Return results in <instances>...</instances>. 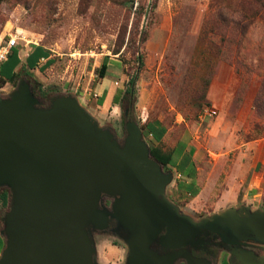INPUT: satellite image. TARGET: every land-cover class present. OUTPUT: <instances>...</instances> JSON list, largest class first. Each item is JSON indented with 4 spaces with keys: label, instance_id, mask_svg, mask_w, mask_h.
I'll return each mask as SVG.
<instances>
[{
    "label": "rangeland",
    "instance_id": "1",
    "mask_svg": "<svg viewBox=\"0 0 264 264\" xmlns=\"http://www.w3.org/2000/svg\"><path fill=\"white\" fill-rule=\"evenodd\" d=\"M256 9L250 0H0V45L17 37V48L52 50L54 72L31 77L48 94L75 93L88 108L96 106L97 69L107 56L106 76L120 102L101 125L122 139L127 110L141 129L147 122L165 126V145L182 140L196 155L203 188L216 180L224 190L227 181L241 185L248 176L245 187L248 166L258 160L256 191L263 196L264 13L244 37L236 28L243 12ZM22 71L16 83L0 82V96L25 78ZM206 110L216 115L204 118ZM166 196L195 219L216 212L209 188L180 202L169 185ZM246 202L255 208L251 195ZM7 210L0 201V230ZM94 239L100 264H125L122 241L102 232Z\"/></svg>",
    "mask_w": 264,
    "mask_h": 264
},
{
    "label": "water",
    "instance_id": "2",
    "mask_svg": "<svg viewBox=\"0 0 264 264\" xmlns=\"http://www.w3.org/2000/svg\"><path fill=\"white\" fill-rule=\"evenodd\" d=\"M124 116L119 139L75 93L45 104L20 78L0 96V190L9 193L0 264H100L98 232L124 243L125 264H212L193 255L209 245L227 252L228 264H264L255 252H264V209L184 213L166 196L173 171Z\"/></svg>",
    "mask_w": 264,
    "mask_h": 264
},
{
    "label": "crops",
    "instance_id": "3",
    "mask_svg": "<svg viewBox=\"0 0 264 264\" xmlns=\"http://www.w3.org/2000/svg\"><path fill=\"white\" fill-rule=\"evenodd\" d=\"M56 56L57 55L54 54L52 50L41 45H33L24 49L15 47L6 61L2 63L0 68V76L1 78H5L7 76L11 77L12 75L17 74L19 70H23L22 72H25V74L30 76L32 75L36 78L42 76L45 73L51 74L54 72L53 70L57 65ZM55 75L56 74H54V76ZM112 85L113 82L110 80V78L105 76L99 85L98 94L96 95V106L91 105V108H88L83 105L99 122L102 121L101 118L107 116V112H109L110 108L115 110L117 107V104H114L113 102L116 93L115 89L112 88ZM154 126L157 128L159 125L155 124ZM165 135L163 137V141L165 139ZM144 136L148 137V139L150 138L149 135ZM179 142L182 146L174 156V168H170V170H172L174 173V181L171 184V188L180 202H184L190 197H200L203 195L205 189L209 188V195L213 194L218 197L214 199L216 203L214 205H216V208L214 207L213 211L219 212L229 207L245 205V203L247 204L246 199L248 195L252 196V202L254 203L255 208L264 209V195L260 196L259 192L256 191L259 189L262 179L261 176L256 172L259 163L258 160L254 161L252 165L249 164L248 166L250 175L249 177L251 178L245 187L242 184L247 181L248 176L242 181L241 185L233 182L234 179L232 181H227L228 183L224 190L219 189L222 187V185L218 186V181L216 180L213 181L214 183L212 185L206 184L203 188L201 187L202 180H200L201 168L199 167V164L196 163V155H192L184 141L180 140ZM242 156L249 158V155L246 153ZM188 175L192 178H188ZM239 186L243 188V191L245 190L242 200H239ZM209 198L212 199L211 196ZM220 199H223L224 201L226 199L224 207H222L223 203L220 201ZM185 206H188V203L185 204ZM3 248L4 238L0 235V253Z\"/></svg>",
    "mask_w": 264,
    "mask_h": 264
},
{
    "label": "trees",
    "instance_id": "4",
    "mask_svg": "<svg viewBox=\"0 0 264 264\" xmlns=\"http://www.w3.org/2000/svg\"><path fill=\"white\" fill-rule=\"evenodd\" d=\"M251 2H255V4L258 5V9L254 11L249 12H243L240 17L239 21L236 25V28L239 29V35L244 37L245 34H247V28L248 26L252 25L255 20L262 19V15L264 13V0H250ZM12 52V51H11ZM11 54V53H10ZM9 54V55H10ZM9 57V56H8ZM108 57L105 56L100 64V66L97 69V74L100 79H104L106 76V73L108 71ZM1 68V67H0ZM17 74L12 75L9 78H1L0 76V82L5 84L6 82H13L16 83ZM25 79L28 81V83L31 85L33 93L35 96L44 97L45 100L43 101L45 104H48L50 100H52L55 96L59 95V92H54L53 94L46 93L41 84L33 79L30 75L25 74ZM114 104H118L120 102L119 96H114ZM157 124V122H147L143 126V133L144 135H149V141H150V154L151 157L156 160L158 163H160L165 170H168L170 168H174L173 159L174 156L177 154V151H179L180 142L177 141L175 145L173 146H167L165 145L163 141V137L166 134V128L164 126L159 125L157 128L154 126ZM179 142V143H178ZM188 178H192L191 176H187ZM9 199V193L7 189H1L0 190V201L2 205L6 206L8 204Z\"/></svg>",
    "mask_w": 264,
    "mask_h": 264
},
{
    "label": "flooded vegetation",
    "instance_id": "5",
    "mask_svg": "<svg viewBox=\"0 0 264 264\" xmlns=\"http://www.w3.org/2000/svg\"><path fill=\"white\" fill-rule=\"evenodd\" d=\"M209 240L211 242H214L215 239H213V235H210ZM255 252L261 256L264 255V252L261 250L256 249ZM221 253V255H220ZM193 255L196 257H206L208 259L212 260V264H216V262L219 259V264L220 263H226L228 264V258L229 255L227 252L221 251L219 248H216L215 246L209 245L205 248V250L202 248L198 252H193ZM220 256V257H219ZM179 264H184V263H179Z\"/></svg>",
    "mask_w": 264,
    "mask_h": 264
},
{
    "label": "built area",
    "instance_id": "6",
    "mask_svg": "<svg viewBox=\"0 0 264 264\" xmlns=\"http://www.w3.org/2000/svg\"><path fill=\"white\" fill-rule=\"evenodd\" d=\"M17 37H11L4 45H0V67L4 61L8 58L11 51L17 46ZM204 118L206 117H214L216 115L215 110H206L204 112Z\"/></svg>",
    "mask_w": 264,
    "mask_h": 264
}]
</instances>
